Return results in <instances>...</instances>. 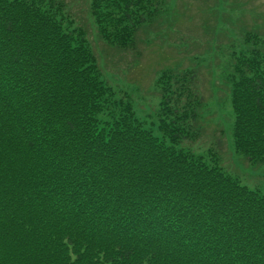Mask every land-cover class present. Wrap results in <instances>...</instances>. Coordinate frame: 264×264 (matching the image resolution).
<instances>
[{"label": "trees", "instance_id": "1", "mask_svg": "<svg viewBox=\"0 0 264 264\" xmlns=\"http://www.w3.org/2000/svg\"><path fill=\"white\" fill-rule=\"evenodd\" d=\"M85 2L122 51L166 4ZM74 18L67 0H0V264H264V191L220 152L264 165V39L219 73L232 116L206 144L196 69L157 73L155 134Z\"/></svg>", "mask_w": 264, "mask_h": 264}, {"label": "rangeland", "instance_id": "2", "mask_svg": "<svg viewBox=\"0 0 264 264\" xmlns=\"http://www.w3.org/2000/svg\"><path fill=\"white\" fill-rule=\"evenodd\" d=\"M67 1L74 19L86 27L105 76L127 90L145 127H153L157 134L159 99L154 80L159 70L190 67L196 69L200 92L213 113L208 116L203 142L210 144L213 136H221L219 130L232 114L219 73L231 53L245 45V34L257 31L264 39V0H165L163 12L136 33L135 49L126 51L108 46L97 36L85 0ZM199 145L195 143L194 148ZM220 152L226 166L245 184L264 191V165L253 167L245 160L237 161L229 147Z\"/></svg>", "mask_w": 264, "mask_h": 264}]
</instances>
